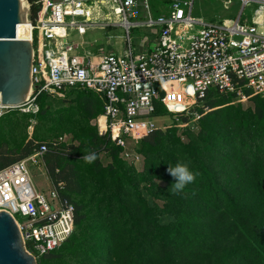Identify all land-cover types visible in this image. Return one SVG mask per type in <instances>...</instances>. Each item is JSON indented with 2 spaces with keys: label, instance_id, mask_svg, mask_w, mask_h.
<instances>
[{
  "label": "trees",
  "instance_id": "1",
  "mask_svg": "<svg viewBox=\"0 0 264 264\" xmlns=\"http://www.w3.org/2000/svg\"><path fill=\"white\" fill-rule=\"evenodd\" d=\"M36 1L27 0L32 17ZM52 98L42 93L34 115L10 110L0 118V168L47 144L49 182L74 208L73 232L37 264H264V92L244 106L235 91L209 90L193 107L203 114L194 130L178 134L173 123L135 141L141 169L88 122L103 110L99 94L75 89ZM157 112L169 114L163 102ZM90 153L92 162L83 158ZM176 163L196 174L179 193L166 171Z\"/></svg>",
  "mask_w": 264,
  "mask_h": 264
},
{
  "label": "built area",
  "instance_id": "2",
  "mask_svg": "<svg viewBox=\"0 0 264 264\" xmlns=\"http://www.w3.org/2000/svg\"><path fill=\"white\" fill-rule=\"evenodd\" d=\"M221 1L224 8L232 3ZM237 1L235 17L206 20L192 14L193 0H169L168 9L156 16L147 0H37V15L32 17L30 9L26 14L33 47L29 90L35 91L19 104L0 103V118L10 110L36 114L42 93L63 98L75 89L90 90L103 99L96 117L98 133L119 146L124 159L138 164L135 141L164 128L157 124L158 102L167 106L169 118L179 126L185 124L181 115H188L189 106L199 105L211 89L235 91L237 100L264 92V33L257 30V10L264 0ZM250 3L259 7L250 23H242L243 9ZM116 25L125 29L122 54L76 53L71 31L81 36L90 27ZM136 27L149 29L151 36L144 34L140 46L132 47L130 29ZM245 88L249 95L243 94ZM47 150L48 145L40 143L0 168V210L13 216L26 250L36 259L62 244L74 229L72 203L57 187L50 184L43 192L32 183L28 165L44 172ZM15 215L25 220L19 222Z\"/></svg>",
  "mask_w": 264,
  "mask_h": 264
},
{
  "label": "water",
  "instance_id": "3",
  "mask_svg": "<svg viewBox=\"0 0 264 264\" xmlns=\"http://www.w3.org/2000/svg\"><path fill=\"white\" fill-rule=\"evenodd\" d=\"M27 1V0H26ZM23 0H0V103L16 105L35 90L31 82L32 43ZM0 264H37L11 214L0 210Z\"/></svg>",
  "mask_w": 264,
  "mask_h": 264
},
{
  "label": "rangeland",
  "instance_id": "4",
  "mask_svg": "<svg viewBox=\"0 0 264 264\" xmlns=\"http://www.w3.org/2000/svg\"><path fill=\"white\" fill-rule=\"evenodd\" d=\"M148 1H149L148 2L149 6H150V11L153 16H156L159 12H163L169 7V2L167 0H148ZM239 7H240L239 2L237 0H232V3L229 4V8H224L221 0H193L192 14L195 16H202L206 20H217L218 18H222V17L233 18L236 16L237 11L239 10ZM258 7H259V4L257 3H250L249 5L245 6L243 9V14H242V18L240 19V22L244 23L245 21L247 23H250V21L255 16V10ZM263 10L264 8L260 7L257 11L262 12ZM145 32H147V30L144 28L136 27V28L130 29L131 43L134 47H136L139 37L143 36ZM109 35H111L110 36L111 43L108 44L107 38H109ZM70 39H73L76 42L83 40V41H87L88 43H92L94 49L99 48L102 52H109V51H113L114 49L116 51H119L118 49H121L124 46L125 29L119 25L104 28V29H100L97 27H92V28L90 27L88 28L86 33L81 36L78 35L75 31H71ZM67 95L68 93L64 97H66ZM71 96L74 97L75 95L72 94ZM61 98L62 97L54 96L52 99L57 102ZM183 100L184 99L182 98V101ZM237 101H241L244 106H247L249 104L248 98L243 99V100H237ZM72 105L75 107V116L78 117L81 109L77 107L76 102H73ZM192 106L195 107L196 105H192ZM192 106H189V107H191L192 109L193 108ZM191 109L189 110L188 115H191L192 118L189 120V122L185 124H180L178 126L179 127L178 134H182L183 127L187 125H188L187 127H190L191 130H194L196 128L195 126L197 125L199 121V117L203 115V114H199L198 112H196L195 108H193L192 111ZM207 110L208 109L205 107L204 111H207ZM162 116L163 118H166L167 120L170 119L169 114L168 115L163 114ZM96 117H88V122L92 124H96ZM158 122L167 123L163 119H158ZM172 122L173 121H171L170 119L171 124H173ZM35 123L36 121L33 118L29 119V122H28L29 125H27V128H26L28 137L32 135L33 127ZM166 128L167 127H164L162 129H166ZM20 134L21 132L19 131L16 135V138ZM62 138L63 139L69 138V134L64 133L62 135ZM139 155H140L141 163L139 162L137 165H138V168L141 169L143 165V160H142L143 158L141 154ZM28 167H29L30 174H31V180H32L33 185L35 186V189H37L38 191L47 192L50 189L51 185H50L49 179L47 178L46 172L45 171L43 172L41 168L39 169L38 167L34 165L29 164ZM15 218L19 222H23L25 220V217L20 216V215H15ZM171 219L172 218L169 216H162L161 222L167 223Z\"/></svg>",
  "mask_w": 264,
  "mask_h": 264
},
{
  "label": "clouds",
  "instance_id": "5",
  "mask_svg": "<svg viewBox=\"0 0 264 264\" xmlns=\"http://www.w3.org/2000/svg\"><path fill=\"white\" fill-rule=\"evenodd\" d=\"M83 158L88 162H92L95 159V154L90 153L84 155ZM166 171L173 177V183L170 185L173 193L181 192L186 185L191 184L196 178V174L186 163L168 164Z\"/></svg>",
  "mask_w": 264,
  "mask_h": 264
},
{
  "label": "crops",
  "instance_id": "6",
  "mask_svg": "<svg viewBox=\"0 0 264 264\" xmlns=\"http://www.w3.org/2000/svg\"><path fill=\"white\" fill-rule=\"evenodd\" d=\"M148 1V0H147ZM168 2H169V0H167ZM149 2V1H148ZM170 3V2H169ZM142 7H140V9H141ZM139 16H138V18L139 19H142L143 18V12H142V10H140L139 11ZM258 27V26H257ZM144 29H146L147 30V32H145V34L147 35V38L149 39V37L151 36L150 34L148 35V32H150L151 33V31L149 30V29H147V28H144ZM258 29V28H257ZM260 31H262V30H260ZM153 33V32H152ZM111 35H109V38H107V43L109 44V43H111V37H110ZM73 40V39H72ZM139 40V39H138ZM74 41V40H73ZM77 45H76V47H75V51H76V53H82L83 51H85V50H90V51H93V52H95V53H98V52H102L99 48H96V49H94V47H93V44L92 43H88L87 41H83V40H81V41H79V42H76V41H74ZM143 45V44H142ZM131 46L132 47H134L133 45H132V43H131ZM136 46H140V44H138V41H137V45ZM117 49V48H116ZM119 51H116L115 49L113 50V51H109V52H114V53H118V54H122L123 52H124V50H125V43H124V46H123V48H121V49H118ZM79 51H81V52H79ZM109 52H107V53H109ZM105 53V52H104ZM173 104H175V103H171V105H173ZM175 106L177 107V104H175ZM99 115V114H98ZM97 115V116H98ZM158 119H163L164 121H166L167 123H165V122H163V123H159L158 122ZM157 119V124H158V126L159 127H167V126H170L171 125V123H170V119L169 120H167L166 118H163V116L162 117H159Z\"/></svg>",
  "mask_w": 264,
  "mask_h": 264
},
{
  "label": "bare ground",
  "instance_id": "7",
  "mask_svg": "<svg viewBox=\"0 0 264 264\" xmlns=\"http://www.w3.org/2000/svg\"><path fill=\"white\" fill-rule=\"evenodd\" d=\"M24 3V9L25 11H27L28 8V3L26 0H23ZM261 8H264V6H261ZM257 30L261 33H264V10L262 12L257 11ZM262 30V31H260ZM27 31H28V39H29V35H30V31H29V23L27 22ZM103 124L101 123V126Z\"/></svg>",
  "mask_w": 264,
  "mask_h": 264
}]
</instances>
